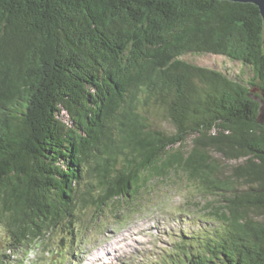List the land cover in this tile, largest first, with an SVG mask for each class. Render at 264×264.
<instances>
[{
  "label": "trees",
  "instance_id": "1",
  "mask_svg": "<svg viewBox=\"0 0 264 264\" xmlns=\"http://www.w3.org/2000/svg\"><path fill=\"white\" fill-rule=\"evenodd\" d=\"M189 52L242 61L253 76L245 84L181 58ZM263 99L254 3L0 0V218L11 248L71 224L78 205L133 200L183 172L202 196L221 197L205 208L223 223L189 264H264Z\"/></svg>",
  "mask_w": 264,
  "mask_h": 264
},
{
  "label": "rangeland",
  "instance_id": "2",
  "mask_svg": "<svg viewBox=\"0 0 264 264\" xmlns=\"http://www.w3.org/2000/svg\"><path fill=\"white\" fill-rule=\"evenodd\" d=\"M181 58L245 84L253 76L250 65L222 54L189 52ZM64 119L71 123L66 114ZM162 123L173 129L169 122ZM132 198L98 210L78 205L71 224H57L43 240L17 248H11L10 231L0 218V258L8 264H189L193 254L223 230L215 213L205 208L210 201L220 204L221 197L202 196L183 172L154 179Z\"/></svg>",
  "mask_w": 264,
  "mask_h": 264
},
{
  "label": "water",
  "instance_id": "3",
  "mask_svg": "<svg viewBox=\"0 0 264 264\" xmlns=\"http://www.w3.org/2000/svg\"><path fill=\"white\" fill-rule=\"evenodd\" d=\"M230 1H235V2H243V3H254L257 5L260 9V13L263 17L264 20V0H230ZM254 92L258 91L256 88H252ZM264 102V99H263ZM263 109V106L261 107Z\"/></svg>",
  "mask_w": 264,
  "mask_h": 264
},
{
  "label": "bare ground",
  "instance_id": "4",
  "mask_svg": "<svg viewBox=\"0 0 264 264\" xmlns=\"http://www.w3.org/2000/svg\"><path fill=\"white\" fill-rule=\"evenodd\" d=\"M119 238H120V239H122V237H121V236H120ZM124 239H125V238L123 237V240H124ZM125 240H126V239H125ZM126 241H127V240H126ZM126 241H124V242H126ZM124 242H123V243H124Z\"/></svg>",
  "mask_w": 264,
  "mask_h": 264
}]
</instances>
